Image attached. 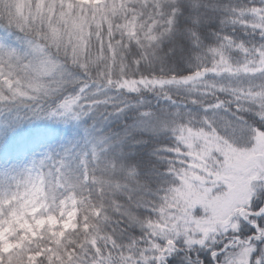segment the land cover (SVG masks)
<instances>
[{
    "label": "snow or ice",
    "instance_id": "6c2138e0",
    "mask_svg": "<svg viewBox=\"0 0 264 264\" xmlns=\"http://www.w3.org/2000/svg\"><path fill=\"white\" fill-rule=\"evenodd\" d=\"M219 11L230 30L205 44L201 17ZM0 31L17 41H0V113L124 112L112 91L167 102L75 170L67 153L0 170V264H264V0H0ZM177 40L187 71L158 55ZM126 140L155 162L142 172Z\"/></svg>",
    "mask_w": 264,
    "mask_h": 264
},
{
    "label": "trees",
    "instance_id": "16d2710c",
    "mask_svg": "<svg viewBox=\"0 0 264 264\" xmlns=\"http://www.w3.org/2000/svg\"><path fill=\"white\" fill-rule=\"evenodd\" d=\"M240 0H201V4L213 5H231L239 3ZM204 13L203 7L199 10ZM195 14V13H193ZM227 13L219 11L209 12V15L202 16V24L199 27L200 35L205 44L214 45L216 37L213 33L222 30H230V25L225 29L221 28L219 19L226 16ZM186 14L182 13L178 26L183 28L189 24L186 20ZM239 35V30H237ZM5 34L0 31V36ZM14 42L16 38L11 36ZM184 51L180 50L182 41L177 40L175 45H166L164 51L158 55L164 58L166 70H175L177 72L187 71V64L192 61V45L185 40ZM176 48L175 55L168 54V47ZM157 69L160 67V61H156ZM109 95L116 97L119 101L128 104V107L122 113L113 112L111 106H101L98 110L89 113L88 116L81 117L79 120L70 118H29L18 120L13 113L7 111L0 113V165H8L7 168L18 166L26 156L33 155L41 148L50 147L60 150L61 155L69 154L68 159L71 165L70 170H75L80 154L89 151L91 144L101 135L114 137L115 134H123L126 127L135 124L138 121L139 112L145 108L160 110L167 107V102L162 100L155 92L142 93L141 97L135 95L129 96L124 93L118 95L115 91L109 92ZM140 100L144 101L143 106L137 107ZM15 110H13L14 112ZM135 139V136L132 137ZM150 145H134L131 140H126L123 144V151L128 153L127 160L130 162H140L143 172L148 163H154L147 156ZM112 154H115L113 152ZM177 264H180L182 255L175 257Z\"/></svg>",
    "mask_w": 264,
    "mask_h": 264
},
{
    "label": "rangeland",
    "instance_id": "374dc122",
    "mask_svg": "<svg viewBox=\"0 0 264 264\" xmlns=\"http://www.w3.org/2000/svg\"><path fill=\"white\" fill-rule=\"evenodd\" d=\"M0 41H4V42H7V43L12 44V45H15L17 43V42H14L12 40L10 35L0 36ZM49 154L56 156V157H59L61 155L60 150H55V149L50 148V147L41 148L39 152H37L33 155H30V156H26L18 166L12 167L10 169H13V168L18 169V170L22 169L24 166H29L33 160H39V159H41V158H43ZM7 166L8 165H5V166L0 165V170L7 168ZM13 174H15V173H13Z\"/></svg>",
    "mask_w": 264,
    "mask_h": 264
}]
</instances>
